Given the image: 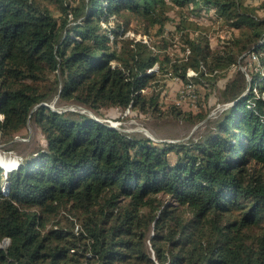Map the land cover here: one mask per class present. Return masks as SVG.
Masks as SVG:
<instances>
[{
    "label": "trees",
    "instance_id": "1",
    "mask_svg": "<svg viewBox=\"0 0 264 264\" xmlns=\"http://www.w3.org/2000/svg\"><path fill=\"white\" fill-rule=\"evenodd\" d=\"M261 1L0 0V142L43 140L0 166V264H264ZM171 79L195 108L163 101ZM126 108L204 124L154 140L96 118Z\"/></svg>",
    "mask_w": 264,
    "mask_h": 264
},
{
    "label": "rangeland",
    "instance_id": "2",
    "mask_svg": "<svg viewBox=\"0 0 264 264\" xmlns=\"http://www.w3.org/2000/svg\"><path fill=\"white\" fill-rule=\"evenodd\" d=\"M246 3L251 4L253 6H259L261 4V0H245ZM204 17V16H203ZM196 19L203 23L205 26V30L208 34H214L215 36L211 38V44L212 46H216L218 41L222 38L218 39L219 37H216L217 34L224 36V33H227L226 31L223 32L222 28H219V23L214 22L209 17H196ZM169 26L172 27V25L169 23ZM130 35L136 36V38H144L146 39V36H143L141 34H135L133 33V30L128 32ZM253 58V57H250ZM247 60V58H245ZM222 80L218 83L221 84ZM182 85L177 83L176 81L168 80V85L165 87V98H163V101H175L177 104H179L182 108L188 110L190 108H195L198 104V99L202 98L200 96V93L194 91L193 87H190L189 90L185 91L187 94L181 96L178 95L179 90L181 89ZM193 90V91H192ZM200 91L203 92V89ZM210 105H212L211 109L209 110V116H215L217 113H220L223 106L220 104H217L215 102V99L210 100ZM53 106V108L59 107L56 104H50ZM74 109V110H80L83 112L90 113L92 115V112L87 110L84 107L81 106H67L65 108L61 109ZM104 122L109 123L112 126H115L123 131L126 132H135L139 134H143L145 136L149 135L154 140H172V139H186L187 137L191 135H196L198 133V130L201 128V126L204 124V121H199L195 124H191L188 121H181V120H174L171 118H168L167 120H164V122L158 124V127H152L151 124L146 119H142L138 114L129 108H126L124 111L116 110L114 113H106V116H99L96 117ZM148 136V137H149ZM42 135L38 131V129L31 123L28 124V127L26 130L23 131V133L20 135L15 136L12 141L10 142H0V164L1 167L4 169L3 174L6 171H9L15 167L21 162V160L26 157L30 152L34 151L35 148H38L39 146H43L42 142ZM7 164V165H6ZM10 165V166H9ZM6 167V168H5ZM6 185V184H5ZM4 187V186H3Z\"/></svg>",
    "mask_w": 264,
    "mask_h": 264
},
{
    "label": "water",
    "instance_id": "3",
    "mask_svg": "<svg viewBox=\"0 0 264 264\" xmlns=\"http://www.w3.org/2000/svg\"><path fill=\"white\" fill-rule=\"evenodd\" d=\"M52 108H53V106L52 105H50ZM147 136H149V135H147ZM150 137V136H149ZM150 138H152V137H150ZM1 165V164H0ZM4 175H6V172L4 173ZM8 240H6L5 242H7Z\"/></svg>",
    "mask_w": 264,
    "mask_h": 264
},
{
    "label": "built area",
    "instance_id": "4",
    "mask_svg": "<svg viewBox=\"0 0 264 264\" xmlns=\"http://www.w3.org/2000/svg\"><path fill=\"white\" fill-rule=\"evenodd\" d=\"M189 73H192L191 71Z\"/></svg>",
    "mask_w": 264,
    "mask_h": 264
},
{
    "label": "bare ground",
    "instance_id": "5",
    "mask_svg": "<svg viewBox=\"0 0 264 264\" xmlns=\"http://www.w3.org/2000/svg\"><path fill=\"white\" fill-rule=\"evenodd\" d=\"M7 165V164H6ZM10 166V165H9ZM6 168V167H5Z\"/></svg>",
    "mask_w": 264,
    "mask_h": 264
},
{
    "label": "clouds",
    "instance_id": "6",
    "mask_svg": "<svg viewBox=\"0 0 264 264\" xmlns=\"http://www.w3.org/2000/svg\"><path fill=\"white\" fill-rule=\"evenodd\" d=\"M1 166V165H0Z\"/></svg>",
    "mask_w": 264,
    "mask_h": 264
}]
</instances>
